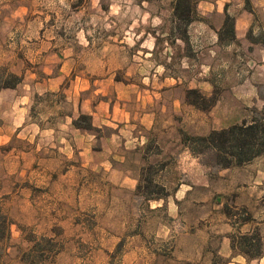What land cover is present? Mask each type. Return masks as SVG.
Masks as SVG:
<instances>
[{"label": "rangeland", "instance_id": "obj_1", "mask_svg": "<svg viewBox=\"0 0 264 264\" xmlns=\"http://www.w3.org/2000/svg\"><path fill=\"white\" fill-rule=\"evenodd\" d=\"M175 3L0 0V41L24 47L19 61L0 63V84L31 72L30 83L57 89L34 94L30 109V121L55 134L0 146V219L13 223L0 264H31L40 240L62 248L45 264H187L184 251L201 247L226 264L218 252L231 238L258 229L264 239V155L222 169L183 144L185 134L264 115V46L228 42L226 14L203 16L199 1L184 27ZM219 7L233 18L253 12V35L264 30L263 0ZM193 89L217 97L215 106L190 105Z\"/></svg>", "mask_w": 264, "mask_h": 264}, {"label": "trees", "instance_id": "obj_2", "mask_svg": "<svg viewBox=\"0 0 264 264\" xmlns=\"http://www.w3.org/2000/svg\"><path fill=\"white\" fill-rule=\"evenodd\" d=\"M197 4L198 0H176L174 15L184 27L190 26L197 19ZM235 24V18L226 14L223 31L231 36L228 42L234 43L237 40ZM183 38V40H187L186 36ZM224 38L226 37L220 34V40L225 41ZM247 39L253 44L264 46V30L258 37H255L251 28L247 34ZM21 82V77L11 74L0 84V90L4 88L15 89ZM186 99L190 105L203 111L210 110L217 103V97H206L196 89L188 90ZM73 125L77 129L93 130L91 123L85 127L79 122V119L73 120ZM183 144L197 157L211 154L214 158L213 165L222 169L230 168L233 165L248 164L264 155V115L251 122L243 121L221 130H213L205 136L185 134L183 135ZM145 182L147 188L154 184L151 178L145 179ZM158 188L165 191L164 187L158 186ZM138 189L141 190L140 185ZM159 194L154 196L151 192L146 193V198L148 200L164 199V195ZM227 210L225 213L232 217V214ZM250 220L249 217L241 224H247ZM12 224L7 216L1 217L0 240H4V236H6L5 240L10 239ZM42 242L43 240L35 241L33 248L29 251L31 264L51 262L57 254L62 252V248L55 249L53 245L51 248L43 247ZM50 242L52 243L54 240L51 239ZM231 246L233 250L249 259H256L263 255V239L258 229L231 238ZM25 261L28 262L26 257Z\"/></svg>", "mask_w": 264, "mask_h": 264}, {"label": "crops", "instance_id": "obj_3", "mask_svg": "<svg viewBox=\"0 0 264 264\" xmlns=\"http://www.w3.org/2000/svg\"><path fill=\"white\" fill-rule=\"evenodd\" d=\"M198 10L203 16L212 14L215 10L217 15H231L229 11L222 10L219 7L222 1L230 0H198ZM264 1V0H263ZM217 8V9H216ZM233 16V15H232ZM236 21V36L239 43L245 46L251 45L249 40H247V34L251 29L253 23V12L243 10L241 14L235 16ZM219 31V29H218ZM16 41L1 42L0 41V63L8 60L7 58H14L15 61L20 60L19 52L24 48L23 45L15 43ZM12 49H19L16 55H11ZM10 49V50H8ZM11 55V56H10ZM31 78H36L35 75L31 72L26 73L25 78L22 83L19 84L15 89L4 88L0 90V146L12 144L15 140H21L22 142H33L37 135L41 136L54 135L55 128L43 129L39 124L32 123L30 121V109L31 101L34 94L38 93L42 95L47 91H57L56 88L50 89H41L40 86H43L42 82L30 83ZM56 78H50L48 81L52 82ZM45 84V82H44ZM93 120L95 121L97 113H90ZM68 124L72 122V118H69ZM94 124V123H93ZM145 129H152L153 123L147 125L142 123ZM96 125V124H95ZM31 131L35 132L34 136H31ZM23 157L27 153L22 154ZM245 224L244 226H246ZM243 226V227H244ZM183 234L181 238L187 236ZM264 242V239H263ZM185 254L182 256L183 262L187 264H214L213 261V252L206 251L204 247L192 249L190 251L185 250ZM219 256L223 258L226 264H264V246H263V255L256 259H249L236 252L232 249L231 242H227V247L225 246L218 252Z\"/></svg>", "mask_w": 264, "mask_h": 264}]
</instances>
